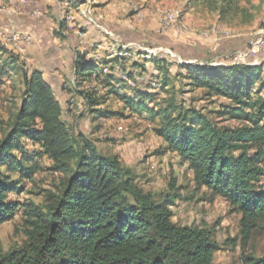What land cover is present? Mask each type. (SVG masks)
Returning <instances> with one entry per match:
<instances>
[{
    "label": "rangeland",
    "instance_id": "rangeland-1",
    "mask_svg": "<svg viewBox=\"0 0 264 264\" xmlns=\"http://www.w3.org/2000/svg\"><path fill=\"white\" fill-rule=\"evenodd\" d=\"M235 5V10L227 11L223 0H0V47L4 49L0 65L17 57L16 66L43 68L46 80L43 78L61 104L69 133L84 136L101 156L116 158L142 193L157 201L168 198L174 225L207 228L219 248L213 264H247L249 256L263 257L264 221L245 242L241 214L203 187L188 163L167 149L154 131L159 119L126 109L121 99L106 95L110 86L96 79L80 81L74 64L78 55H85L99 64L101 77L110 75L117 80L111 87L121 94L130 95V88L154 95L148 103L153 111L173 100L183 110L204 117L216 130L235 132L249 124L224 113L232 104L188 85L179 77L184 72L177 67L182 63L245 64L261 68L264 79V44L259 43L264 30V0H237ZM160 11L178 14L179 23L188 26L190 36L175 38L172 30H164ZM14 34L28 36L29 41H13ZM244 54L249 55L239 63L238 56ZM38 60L46 63L41 66ZM151 60L166 64L168 86L160 83V70ZM54 74L60 81L53 79ZM20 80V75L10 74L0 84V141L21 104ZM254 90V99L264 98V89ZM83 94L95 96L100 103L90 106ZM22 145L25 153L36 154L31 143L22 141ZM252 154L249 151V156ZM33 163L37 169L28 178L0 167L18 188L9 195L18 204V211L0 225L2 253L25 242L36 214L52 203L64 181L47 158L36 156ZM260 186L264 190V177Z\"/></svg>",
    "mask_w": 264,
    "mask_h": 264
},
{
    "label": "trees",
    "instance_id": "trees-1",
    "mask_svg": "<svg viewBox=\"0 0 264 264\" xmlns=\"http://www.w3.org/2000/svg\"><path fill=\"white\" fill-rule=\"evenodd\" d=\"M223 2L227 11L235 10L237 0ZM3 51L0 47V53ZM17 59L0 65V84L10 74L20 75L23 90L18 112L0 141V167L28 178L37 169L35 157H45L64 181L52 203L36 214L25 242L0 252V264H213L219 248L211 232L174 225L168 198L157 201L142 193L116 158L101 156L84 136L71 135L52 87L40 71L25 64L16 66ZM151 62L160 70V83L166 86V64ZM177 67L184 72L179 77L188 85L228 100L232 107L224 113L249 126L235 132L216 130L204 117L183 110L173 100L153 111L148 103L154 95L130 88V95L121 94L111 87L117 80L110 75L101 77L99 64L85 55L75 60L74 74L82 82L96 79L110 86L106 95L121 99L131 112L159 119L154 130L157 136L188 163L203 187L241 214V234L247 242L264 221V190L260 186L264 177V98H253L255 87L264 89L261 68L198 63ZM83 95L92 107L100 103L95 96ZM22 141L36 147V154L25 153ZM249 151H253L251 156ZM16 191L15 183L0 172V225L18 211V204L9 198ZM246 263L264 264V256H249Z\"/></svg>",
    "mask_w": 264,
    "mask_h": 264
},
{
    "label": "built area",
    "instance_id": "built-area-1",
    "mask_svg": "<svg viewBox=\"0 0 264 264\" xmlns=\"http://www.w3.org/2000/svg\"><path fill=\"white\" fill-rule=\"evenodd\" d=\"M161 18H162V27L164 30H172L173 31V35L175 38H183V37H187L190 36L191 31L188 28V26H186L183 23H179L178 19L179 16L176 13H170V12H166V11H160L159 12ZM260 36H261V42L259 43H263L264 44V30H262L260 32ZM11 39L13 41H21L22 39H25L26 41H29V37L25 36L24 38L21 37L20 34H14ZM252 54L255 53L254 51L251 52ZM249 54H244V55H240L238 56L237 60L239 61V63H244L245 58H247Z\"/></svg>",
    "mask_w": 264,
    "mask_h": 264
},
{
    "label": "crops",
    "instance_id": "crops-1",
    "mask_svg": "<svg viewBox=\"0 0 264 264\" xmlns=\"http://www.w3.org/2000/svg\"><path fill=\"white\" fill-rule=\"evenodd\" d=\"M31 55H35V53H32ZM38 62H39V64H40L41 66H43V65H42L43 63H46V62H43V61H40V60H38ZM57 66L59 67V69H62V66H61V65H57ZM40 68H41V67H39V66H38V67H35L36 70L40 71V72L43 74V71H44V70H43V68H41V69H40ZM43 76H44V78H45V75H44V74H43ZM52 77H53L54 80H58V81H60V79H61L60 76H59V75L57 76L56 74H54ZM54 77H55V78H54ZM45 80H46V78H45ZM48 84L50 85V83H48Z\"/></svg>",
    "mask_w": 264,
    "mask_h": 264
}]
</instances>
